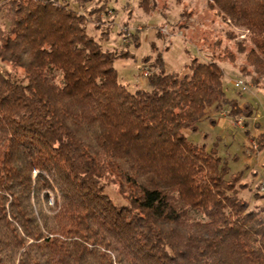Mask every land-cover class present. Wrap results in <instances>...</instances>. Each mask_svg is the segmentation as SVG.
Returning a JSON list of instances; mask_svg holds the SVG:
<instances>
[{
	"label": "trees",
	"instance_id": "obj_1",
	"mask_svg": "<svg viewBox=\"0 0 264 264\" xmlns=\"http://www.w3.org/2000/svg\"><path fill=\"white\" fill-rule=\"evenodd\" d=\"M93 1L0 0L11 70L0 71V264H264V209L238 197L242 173L227 181L226 161L187 137L210 107L243 114L245 127L252 111L226 96L218 63L196 57L180 75L160 53L147 88L129 91L113 63L132 54L103 48L111 27L100 41L87 31L102 29L107 3L69 7ZM210 2L247 32L240 72L260 84L264 0ZM222 59L234 62L229 50Z\"/></svg>",
	"mask_w": 264,
	"mask_h": 264
},
{
	"label": "rangeland",
	"instance_id": "obj_2",
	"mask_svg": "<svg viewBox=\"0 0 264 264\" xmlns=\"http://www.w3.org/2000/svg\"><path fill=\"white\" fill-rule=\"evenodd\" d=\"M103 3H107V12L100 16L102 29L96 31L94 23L89 22L87 31L100 41V31L111 27L108 40L100 41L103 48L112 51L126 49L132 54L131 58L117 59L113 63L119 81L129 91L147 88L143 72H150L152 60L160 53L166 73H187V65L193 57L200 62L213 60L218 63L223 71L226 96L238 99L239 103H247L241 109L247 107L251 110V118L245 127L243 114L230 115L228 107L220 106L213 109L214 113L228 121L220 125L212 118L199 123L190 141L204 145L207 151L214 149L217 156L226 161L229 168L227 181L231 174L242 173L238 184H245L246 188L238 190V197L248 201L251 209H264V192L260 191V187L264 186V147L259 149L260 144L264 146V81L256 85L250 77L242 75L240 67L244 65V54L237 52L235 44L247 32L225 21L210 0H94L86 10L78 9L72 3L69 7L86 14L93 6ZM229 33L237 37L230 39ZM133 37L137 38L138 47ZM225 50L233 54L234 62L222 59ZM145 57H149L150 62H142ZM0 71L11 73L9 66L4 64H0ZM238 79L245 80L249 85L240 95H237L238 88L234 87ZM253 109L260 115L259 120H255ZM237 121L241 124H236ZM260 135L263 138L261 142ZM101 182L104 192L116 205L127 204L116 185ZM255 193L263 198L255 199Z\"/></svg>",
	"mask_w": 264,
	"mask_h": 264
},
{
	"label": "crops",
	"instance_id": "obj_3",
	"mask_svg": "<svg viewBox=\"0 0 264 264\" xmlns=\"http://www.w3.org/2000/svg\"><path fill=\"white\" fill-rule=\"evenodd\" d=\"M229 84H231V81H229ZM247 103H244V102H242V103H239V107L240 108H242L244 105H246ZM214 108H208V110H207V112H206V118L207 119H203V120H201V121H199L197 124H196V126H195V131H188L187 132V137H188V139L190 140V136H192L195 132H197V129H198V124L199 123H201V122H204V121H207V120H210V119H216V121L218 120V122L220 123V125H223V123L225 122V121H228L225 117H222L221 115H218V114H216V112L214 113V110H213ZM253 112H254V109H253ZM254 118H255V120H259L260 119V115L258 114V113H256V112H254ZM211 121V120H210Z\"/></svg>",
	"mask_w": 264,
	"mask_h": 264
},
{
	"label": "built area",
	"instance_id": "obj_4",
	"mask_svg": "<svg viewBox=\"0 0 264 264\" xmlns=\"http://www.w3.org/2000/svg\"><path fill=\"white\" fill-rule=\"evenodd\" d=\"M148 73H149V72L145 70V71L143 72V76L146 77V76L148 75ZM248 86H249V85L246 84V83H244L242 80H236V81L234 82V87H235V88H240V89H242V90H246V89L248 88ZM236 124L240 125V124H241V121H237ZM260 191H261V192H264V186H261V187H260Z\"/></svg>",
	"mask_w": 264,
	"mask_h": 264
}]
</instances>
